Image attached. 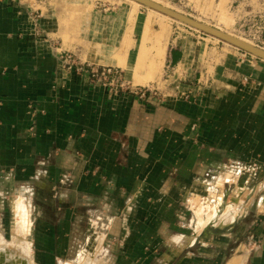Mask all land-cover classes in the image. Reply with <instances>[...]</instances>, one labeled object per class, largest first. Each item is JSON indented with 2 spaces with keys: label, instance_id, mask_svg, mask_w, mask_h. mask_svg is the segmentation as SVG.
Instances as JSON below:
<instances>
[{
  "label": "crops",
  "instance_id": "0c3cea01",
  "mask_svg": "<svg viewBox=\"0 0 264 264\" xmlns=\"http://www.w3.org/2000/svg\"><path fill=\"white\" fill-rule=\"evenodd\" d=\"M35 6L0 0V264H145L171 229L182 255L208 234L197 264H264V61L170 44L186 98L116 95L62 69Z\"/></svg>",
  "mask_w": 264,
  "mask_h": 264
},
{
  "label": "rangeland",
  "instance_id": "374dc122",
  "mask_svg": "<svg viewBox=\"0 0 264 264\" xmlns=\"http://www.w3.org/2000/svg\"><path fill=\"white\" fill-rule=\"evenodd\" d=\"M28 1L36 5V9L43 11L50 27L48 33L51 34L52 49L69 51L81 65L120 68L128 83L125 86L128 88L127 91L141 87L152 90L149 101L154 103H158V100L186 98L187 95V93L183 95L184 92L177 87L179 80L165 65V52L170 44L175 45L181 42L186 45L188 53L198 56L200 65L205 62L213 65L226 61L230 50L250 59H257L217 38L189 28L145 6L133 5L128 0ZM160 1L178 9L186 16L199 19L237 37L247 39L254 45L264 47L257 41V39L264 41V0ZM141 47H145L142 54ZM190 58L189 56L188 60ZM110 59H114L113 63L109 62ZM202 60L204 63L201 62ZM121 63L124 66H120ZM232 188H230L231 191H233ZM236 198L238 199V196L235 195L234 201H237ZM207 206L199 199L190 204L191 209L194 210L189 213L187 220L189 228L183 232L187 235L186 237H191V229L197 222L196 209L206 214L209 211ZM212 207L214 206L210 205V208ZM231 208L232 205L228 209L231 210ZM215 215L210 216L208 220L213 219ZM205 223L206 218L199 216V225ZM177 232L171 229L166 242L156 241L159 245L154 247L156 244L154 243L147 250L150 252V258L145 264H178L176 258H183V256L186 258L181 264H197V258L206 256L209 244H213L211 239L207 238L208 234L201 231L200 245L193 242L192 249L185 251V255H182V250L176 244L174 237ZM234 253L235 251L228 250L225 258ZM140 262L136 264H144Z\"/></svg>",
  "mask_w": 264,
  "mask_h": 264
},
{
  "label": "built area",
  "instance_id": "2783aa9c",
  "mask_svg": "<svg viewBox=\"0 0 264 264\" xmlns=\"http://www.w3.org/2000/svg\"><path fill=\"white\" fill-rule=\"evenodd\" d=\"M12 2L21 3L23 0H10ZM44 0H40L42 2ZM264 24V21H263ZM264 31V26H263ZM257 41L264 45V41ZM260 47L258 45H255ZM264 49V47H260ZM54 53L59 61L62 69L70 73L81 77L86 81L88 86L92 88L103 87L107 89L110 93L119 95L120 93L130 94L137 97L140 100H150L152 95V90L146 88H136L135 90H128L125 88L127 86L126 79L123 75V71L118 67L113 66H91V65H81L76 62L74 54L69 51H62L58 48H54ZM156 94V93H154Z\"/></svg>",
  "mask_w": 264,
  "mask_h": 264
},
{
  "label": "water",
  "instance_id": "95a60500",
  "mask_svg": "<svg viewBox=\"0 0 264 264\" xmlns=\"http://www.w3.org/2000/svg\"><path fill=\"white\" fill-rule=\"evenodd\" d=\"M139 4H141L142 6H145L149 9H153L161 14H164L176 21L181 22L182 24H184L185 26L192 28L194 30H198L199 32L205 34V35H209L211 37L217 38L222 42H226L228 44H230L231 46L261 60L264 61V49L254 46V45H250L246 42H243L235 37H232L230 35H228L227 33H224L218 29H215L209 25H206L204 23H200L199 21L194 20L193 18L180 14L176 11H173L171 9H168L156 2H153L151 0H133Z\"/></svg>",
  "mask_w": 264,
  "mask_h": 264
},
{
  "label": "bare ground",
  "instance_id": "6f19581e",
  "mask_svg": "<svg viewBox=\"0 0 264 264\" xmlns=\"http://www.w3.org/2000/svg\"><path fill=\"white\" fill-rule=\"evenodd\" d=\"M128 1H130V3H132L133 5H136V6H142L141 4H139V3H137V2H135V1H133V0H128ZM151 1H153V2H156V3H158V4H160V5H162V6H164V7H166V8H168V9H171V10H173V11H176V12H178V13H180V14H183L181 11H179L178 9H175V8H173L172 6H170V5H168V4H164V3H162L160 0H151ZM149 9V8H148ZM151 10H153V9H151ZM155 11V10H154ZM157 12V11H156ZM159 13V12H158ZM164 15V14H163ZM184 15V14H183ZM166 16V15H165ZM168 17V16H167ZM170 18V17H169ZM194 20H196V21H199L200 23H204V24H206V25H209L208 23H206V22H203V21H201V20H199V19H194ZM179 22V21H178ZM181 23V22H180ZM209 26H211V25H209ZM211 27H213V28H215V29H218V30H220V31H222V32H224V33H227L228 35H230V36H232V37H235V38H237V39H239V40H241V41H243V42H246V43H248V44H250V45H254L252 42H250V41H248L247 39H244V38H240V37H237V36H235V35H233V34H231V33H228V32H226V31H224V30H221V29H219V28H216V27H214V26H211ZM197 30V29H196ZM226 43V42H225ZM228 44V43H227ZM230 45V44H229ZM255 46V45H254ZM116 60V59H115ZM113 61H114V59L113 60H109V62L110 63H113ZM94 63V62H93ZM122 64V63H121ZM120 64V66H124V64H122L121 65ZM127 68H129V67H127ZM151 76V75H150ZM151 78V77H150ZM230 210V209H229ZM23 224V226L25 225V222H23L22 223Z\"/></svg>",
  "mask_w": 264,
  "mask_h": 264
}]
</instances>
